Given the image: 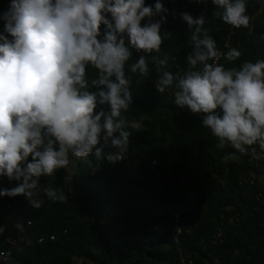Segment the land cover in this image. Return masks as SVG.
Instances as JSON below:
<instances>
[{
    "label": "trees",
    "instance_id": "16d2710c",
    "mask_svg": "<svg viewBox=\"0 0 264 264\" xmlns=\"http://www.w3.org/2000/svg\"><path fill=\"white\" fill-rule=\"evenodd\" d=\"M6 2L0 0V9ZM154 2L145 0L148 5ZM161 3L167 12L150 18L161 25L160 50L130 48L132 55L125 62L131 102L121 111L122 127L129 133L122 159L113 163L104 158L118 151L110 140L100 158L92 153L69 155L67 168L37 179L31 199L41 201L39 208L23 196L0 197V251L5 255L0 264H181L180 253L194 264H264V157L239 154L227 143L216 147V138L200 118L173 103L176 80L203 66L188 63L196 51L191 37L197 25L188 26L180 14L203 17L197 38L208 35L219 49L229 30L220 19L223 8L212 0ZM245 14L249 24L235 28L232 40L241 55L227 61L223 51L218 63L225 68L264 59V0H249ZM140 56L147 65L143 74L131 70ZM86 67L88 90L103 87L97 71ZM177 69L181 71L175 75ZM164 72L172 73L174 80L169 91L161 93L155 83ZM230 153L234 155L225 159ZM166 174L175 180L165 181ZM245 178L247 194L239 184ZM14 184L0 178V186ZM46 189L65 199L53 200ZM235 212L244 216L241 223L228 222ZM218 227L223 233L213 243ZM5 237L17 239L20 248Z\"/></svg>",
    "mask_w": 264,
    "mask_h": 264
},
{
    "label": "clouds",
    "instance_id": "9594fccd",
    "mask_svg": "<svg viewBox=\"0 0 264 264\" xmlns=\"http://www.w3.org/2000/svg\"><path fill=\"white\" fill-rule=\"evenodd\" d=\"M212 2L222 6L224 23L248 26L244 0ZM161 11L167 12L161 0L152 5L145 0H8L0 9V178L15 182L0 186V197L23 196L39 208L41 201L31 199L37 179L67 168L69 155L100 158L110 140L118 151L104 158L122 159L129 133L122 127L121 111L131 102L125 62L130 48L160 50L161 25L150 18ZM180 15L188 26L197 25L191 37L196 51L188 63L203 66L176 80L174 105L196 114L216 138V147L227 143L239 154L264 157V59L244 61L238 68L215 63L221 56L216 41L208 35L197 38L203 17ZM240 55L236 48L223 53L227 61ZM86 66L97 71L103 87L88 90ZM131 70L146 73L143 56ZM173 80L172 73L164 72L157 91L165 92ZM45 192L53 200L65 199L54 189Z\"/></svg>",
    "mask_w": 264,
    "mask_h": 264
},
{
    "label": "built area",
    "instance_id": "2783aa9c",
    "mask_svg": "<svg viewBox=\"0 0 264 264\" xmlns=\"http://www.w3.org/2000/svg\"><path fill=\"white\" fill-rule=\"evenodd\" d=\"M248 1L249 0H244L245 6H246ZM7 3L8 2L4 3V5L2 6L1 9L6 8ZM234 31H235V28H233V26L229 25V30H228V33L226 34L225 41L223 42L222 47L217 49L221 54L223 51L228 50V48H235L234 45L232 44ZM8 38L11 39V37H8ZM174 59H175V57H174ZM218 61L219 60L215 61V63H218ZM207 63H213V61L208 60ZM180 71H181L180 69H177L174 74L177 75V74H179ZM157 85H158V83L156 82L155 86L157 87ZM166 91H169V90L166 88ZM157 176H158V174H157ZM164 180L167 182H172L175 180V177H171V176H169V174H166V176H164ZM180 181H181V183H183V180L181 178H180ZM247 183H248V178H245V179L239 181V184L243 186L242 192L244 194L248 193L249 185L247 188L244 187L245 184H247ZM174 217L177 218V215L174 214ZM243 219H244V216L242 214H240L239 212H235L228 218V222L238 224V223H241L243 221ZM222 224H224L223 219H221V221H220V226ZM178 231H180V227L178 228ZM222 233H223V229L221 227H218L212 236L213 237L212 242L216 243L220 239ZM50 238L52 239L53 236H50ZM5 240L8 241L11 246L17 247L18 249L20 248V245L17 242V239H10L8 237H5ZM4 259H5V255L0 251V260H4ZM180 262H181V264H194V262L190 256H184L182 253H180Z\"/></svg>",
    "mask_w": 264,
    "mask_h": 264
},
{
    "label": "water",
    "instance_id": "95a60500",
    "mask_svg": "<svg viewBox=\"0 0 264 264\" xmlns=\"http://www.w3.org/2000/svg\"><path fill=\"white\" fill-rule=\"evenodd\" d=\"M87 68V67H86ZM85 71H86V69H85Z\"/></svg>",
    "mask_w": 264,
    "mask_h": 264
}]
</instances>
